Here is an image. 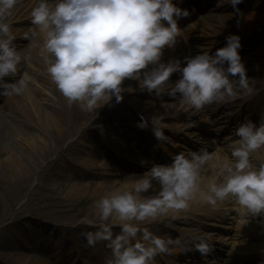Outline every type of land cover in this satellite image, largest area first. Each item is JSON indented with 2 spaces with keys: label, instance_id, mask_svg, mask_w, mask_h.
Segmentation results:
<instances>
[{
  "label": "clouds",
  "instance_id": "9594fccd",
  "mask_svg": "<svg viewBox=\"0 0 264 264\" xmlns=\"http://www.w3.org/2000/svg\"><path fill=\"white\" fill-rule=\"evenodd\" d=\"M242 2L226 0L238 12ZM16 3L0 0V96L19 95L32 80L28 72L15 80L4 79L16 77L22 60L30 59L14 43L7 20ZM29 15L51 81L67 103L75 102L93 116L99 107L111 106L113 98L118 103L122 92L133 91L131 86H122L125 79L136 81L140 90L154 96L178 94L194 110L253 92L236 34L228 35L225 46L214 53L206 50L160 59L162 50L171 48L181 36L180 20L191 16L174 0H36ZM173 72L178 73L174 81L169 80ZM162 118L163 114H149L138 126L150 125L161 140ZM228 139L230 156L217 159L214 173L203 185L211 159L205 147L177 153L169 163H153L131 188L103 190L93 201L98 218L84 216L78 222L90 227L82 233L90 247L104 242L110 250L104 264H154L158 254L180 241L158 236L138 222L185 209L193 198L211 207L234 198L244 215L264 214V160L254 161V154L264 149V122L248 119ZM116 223L119 231L113 230ZM212 247L205 237L192 241V249L201 255Z\"/></svg>",
  "mask_w": 264,
  "mask_h": 264
},
{
  "label": "rangeland",
  "instance_id": "374dc122",
  "mask_svg": "<svg viewBox=\"0 0 264 264\" xmlns=\"http://www.w3.org/2000/svg\"><path fill=\"white\" fill-rule=\"evenodd\" d=\"M256 15H264V8L260 12L254 10L246 13L245 17L248 16L254 19ZM256 52L260 53V58L264 56V53H261L258 48L253 53ZM248 58L250 57L246 59ZM29 74L31 75V72ZM49 87V83L45 82V80L39 81V83L30 82L29 87L25 91L26 93H30L36 100H39L41 105H46L51 102L50 94L52 91ZM122 96L130 99L132 94L126 91ZM131 101L130 103L132 105L134 103L136 108L143 106L138 96H134V99ZM153 109L155 108L148 111H152ZM6 114L11 115L13 113L7 109L4 112V117ZM98 123L99 121L97 122L95 118H92L87 124L81 125L82 128L78 132L83 129L85 133H95L99 128L97 126L99 125ZM26 132L29 131L24 130V133ZM75 135L77 134H74L61 145V153L67 150V142H71L74 146L79 147L80 150L78 152L76 150L66 152V159L63 165L66 167V163H68L74 165L76 169L89 170L90 176H87V173L84 171V173H81L84 174L81 176V179L73 180L72 183L71 180L63 177V172L65 173L66 170L60 165L48 170L45 165L41 166L39 164L37 172H35L28 183L14 182L13 185H10L11 183L8 180L0 178V245L6 249V252H2L3 249H0V264H12V259L15 256H19V259L24 261L36 259L37 264H52L41 254L43 249L40 248L44 247L42 246L44 244H47L45 249L52 251L51 255L56 259L54 260V262L56 261L54 264H76L78 259L84 261L86 264L93 263L95 260L100 261L102 258H106L110 253L104 242H99L95 247H90L87 241H85L86 238H82V233L90 230V227L78 221H80L81 217L87 216L92 212V204L97 199L98 189L99 187H103L105 182L104 180L101 182L100 178H93L96 173L101 174L103 179L115 181L116 183L113 188H119L129 175H123L118 171L99 170L100 168L91 165V159L88 157L92 154L86 151L84 147L87 142L82 144L78 139L74 140ZM39 137L35 136V138ZM90 144L87 147L94 150L96 146ZM85 152L87 153L86 155ZM0 158H2L0 159L2 161L4 154H0ZM49 160L55 161V156H52ZM145 174H147V171L141 175ZM132 179L134 181L137 178ZM48 190L54 193L56 197L51 199L54 202L48 200L49 204H46V201L42 200L44 197L38 195L40 193L41 195L48 194ZM73 193L75 194L73 195ZM50 203H60L62 206ZM226 208L227 211H230L232 206L228 205ZM76 214H80L78 218H74ZM228 218L235 219V216L233 218L229 216ZM155 221H162V219L157 218ZM138 223L146 226L150 221H140ZM233 226L234 231L241 228L240 224L239 226ZM76 227L80 230L77 232L79 234L73 235L68 233L67 235H63L61 232V229H76ZM113 230L119 231L118 224L113 225ZM237 246L241 249L239 245Z\"/></svg>",
  "mask_w": 264,
  "mask_h": 264
},
{
  "label": "bare ground",
  "instance_id": "6f19581e",
  "mask_svg": "<svg viewBox=\"0 0 264 264\" xmlns=\"http://www.w3.org/2000/svg\"><path fill=\"white\" fill-rule=\"evenodd\" d=\"M254 19L241 15L227 16L219 19L214 27H205L201 30L200 34L197 35V40L202 41V45L200 49L197 48L196 54L200 51L206 50L215 52L216 49L225 46L227 43L225 38L230 34L244 35L247 32L251 33L256 28L264 26V15H256ZM35 32H37V30H35ZM39 42V35L37 32V35H33L30 45L26 47V51L21 53L30 55V59L25 62V71L28 73L31 72V76L33 74L31 83H39V81L44 80L49 83V89L52 91L50 94L51 102L46 105H41L39 100H36L30 93H26V91H24L19 95L5 96V100L0 105V154H4V159L0 161V178H2V180H8V182L11 183L10 185H13L14 182L28 183L34 176L35 172H37L36 170L39 164L41 166L45 165L48 170L58 165L64 168L63 163L66 159L65 153L71 150H78V148L73 144L68 143L70 147H68L64 153H61V145L65 141L69 140V138L74 134H77V139L82 142L92 139L93 137L91 134L85 133L83 129L78 132L79 129L82 128L84 124L90 122L92 118L103 114L104 111L115 109L114 98L111 102V106L105 104L96 109L95 116H93L94 113L90 111L82 110L75 102L72 104L67 103L45 70V64L39 54ZM259 51L264 53V45L259 48ZM166 54L164 50H162L160 59L162 60L165 58ZM258 54L260 53L256 52L253 56H257ZM255 58L256 57L248 59L251 66L252 64L254 66L247 68V74H251V77L249 76V78L253 80L254 74L260 73L263 69L261 63H258L259 60L263 59L260 57ZM20 67L21 66H19V68ZM27 67L29 68L28 70ZM136 85V81L125 79L122 86L125 88L131 86L133 89ZM124 92H122V94ZM7 109L13 114H6L4 117V111ZM155 113L158 112L156 111ZM24 130H28L29 132L24 133ZM15 136L17 137L15 138ZM35 136L40 137L35 138ZM257 153L264 159V149L258 150ZM52 156H55V161L49 160ZM111 168L113 169V167ZM66 177L69 179V176ZM136 177L138 176H131L130 178H127L123 181L119 188H131L133 183L136 181H132V178ZM115 183V181L108 180L103 184V187H99L97 199L102 194L103 190L112 189ZM153 190L154 188L149 189L148 193H145V195L151 193ZM47 193L48 194L45 195H41L40 193L38 196L44 197L42 200H45L46 204H49L48 200L52 201L51 199L56 196H54L55 194L50 190H48ZM74 194L75 193H73V195ZM195 200L197 199L193 198L190 202H194ZM50 204L62 206L60 203ZM91 209L92 212H90L87 216L89 218L97 219L98 217L95 213L94 204H92ZM181 211L182 210H169L160 218L166 219V223L168 219H177V215ZM79 215L80 214H76L74 218H78ZM146 221H150L149 225L147 224L148 226H146L147 228H151L150 225L153 227L157 226L155 219L145 220L144 222ZM117 224L118 223L115 225ZM79 231L80 230H78L77 227L76 229H61L63 235H67L68 233L75 235ZM154 232H156V230H154ZM159 232L160 234L166 233L163 230H159ZM46 245L47 244L42 245L44 246L42 248L45 249ZM0 249H3L2 252H6V249L1 245ZM47 258L51 259L52 257L47 255ZM12 260V264H37L36 259L24 261L19 259V256H15Z\"/></svg>",
  "mask_w": 264,
  "mask_h": 264
}]
</instances>
